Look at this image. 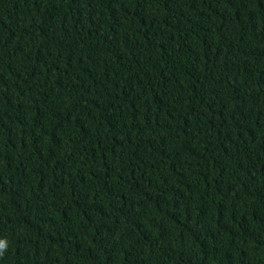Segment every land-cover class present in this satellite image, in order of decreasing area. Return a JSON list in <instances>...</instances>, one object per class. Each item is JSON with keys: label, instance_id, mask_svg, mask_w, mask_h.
<instances>
[{"label": "trees", "instance_id": "16d2710c", "mask_svg": "<svg viewBox=\"0 0 264 264\" xmlns=\"http://www.w3.org/2000/svg\"><path fill=\"white\" fill-rule=\"evenodd\" d=\"M0 264H264V0H0Z\"/></svg>", "mask_w": 264, "mask_h": 264}]
</instances>
